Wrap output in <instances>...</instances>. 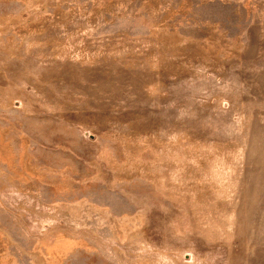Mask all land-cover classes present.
<instances>
[{"label": "rangeland", "instance_id": "rangeland-1", "mask_svg": "<svg viewBox=\"0 0 264 264\" xmlns=\"http://www.w3.org/2000/svg\"><path fill=\"white\" fill-rule=\"evenodd\" d=\"M0 264H264V0H0Z\"/></svg>", "mask_w": 264, "mask_h": 264}]
</instances>
